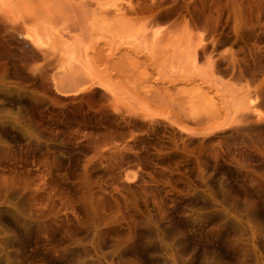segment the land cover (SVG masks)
<instances>
[{
    "label": "rangeland",
    "instance_id": "obj_1",
    "mask_svg": "<svg viewBox=\"0 0 264 264\" xmlns=\"http://www.w3.org/2000/svg\"><path fill=\"white\" fill-rule=\"evenodd\" d=\"M0 264H264V0H0Z\"/></svg>",
    "mask_w": 264,
    "mask_h": 264
}]
</instances>
